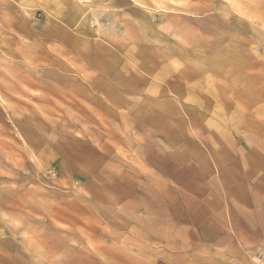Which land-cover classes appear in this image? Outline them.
Segmentation results:
<instances>
[{"label": "rangeland", "instance_id": "obj_1", "mask_svg": "<svg viewBox=\"0 0 264 264\" xmlns=\"http://www.w3.org/2000/svg\"><path fill=\"white\" fill-rule=\"evenodd\" d=\"M0 264H264V0H0Z\"/></svg>", "mask_w": 264, "mask_h": 264}]
</instances>
